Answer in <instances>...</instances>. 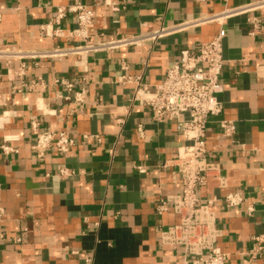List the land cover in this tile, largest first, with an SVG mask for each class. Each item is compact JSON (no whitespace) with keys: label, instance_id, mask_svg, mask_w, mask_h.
<instances>
[{"label":"crops","instance_id":"0c3cea01","mask_svg":"<svg viewBox=\"0 0 264 264\" xmlns=\"http://www.w3.org/2000/svg\"><path fill=\"white\" fill-rule=\"evenodd\" d=\"M246 2L0 0V50L45 52L84 43L52 34L77 26L72 13L57 25L60 6L82 3L93 10L89 41L96 42ZM223 25L218 119L233 121L236 130L224 136L217 121L207 129L208 158L217 170L197 195L203 203L217 199L211 210L222 230L216 245L228 254L225 264H264V255L247 253L253 236L264 234V8ZM220 26L205 23L154 44L108 51L0 57V264H192L182 246L162 241L161 231L179 215L157 212L162 198L182 192L175 160L186 139L175 121L152 118L135 98L133 81L142 77L153 91L183 50L197 51ZM33 120L40 130L67 132L74 145L66 153L53 146L36 150ZM5 143L17 151L5 154ZM229 193H239L242 204L228 207L223 198Z\"/></svg>","mask_w":264,"mask_h":264},{"label":"built area","instance_id":"2783aa9c","mask_svg":"<svg viewBox=\"0 0 264 264\" xmlns=\"http://www.w3.org/2000/svg\"><path fill=\"white\" fill-rule=\"evenodd\" d=\"M262 8H264V0H247L244 5L227 7L223 11L209 13L172 26H162L136 35L90 42V29L94 24L93 10L82 3L60 6L55 19L57 25L67 14L72 13L77 26L72 30L57 27L52 34L79 37L85 40L84 43L57 47L53 51L45 52L1 49L0 57L21 59L62 57L67 54L108 51L145 43L154 44L165 36L197 25L219 23L220 29L212 40L201 43L197 51L186 49L181 52L179 60L168 69L165 79L155 85L153 91L143 82L142 77H137L133 82L136 83L135 98L150 108L152 118L158 122H164L167 119L175 121L177 130L186 139L175 160L182 192L162 198L157 205L159 214L173 210L180 217L178 223L161 231L163 243L182 246L188 261L192 264H225L228 254L216 245L222 230L216 214L211 210V206L217 199H208L203 203L197 195V189L206 185L208 179L217 170L214 162L208 158L207 129L214 121H217L224 136H231L236 130L233 121L218 119L224 109V104L219 98L224 90L221 75L225 62L224 40L227 37V29L223 24L233 15ZM114 9L117 8L114 7ZM49 27L50 25H47L44 28L45 31L48 32ZM123 68L126 69L127 66L124 65ZM122 79L131 80L125 76ZM78 101H82V98H78ZM31 124L36 135L33 147L41 150V153L52 146L66 153L74 145V139L65 131L54 133L50 130H40L37 120H33ZM2 149L5 154L17 151L8 143L3 144ZM169 165L167 162L164 163V166ZM223 199L228 207L238 206L243 202V197L239 193H229ZM247 253L252 258L264 255V234L253 236V245Z\"/></svg>","mask_w":264,"mask_h":264}]
</instances>
